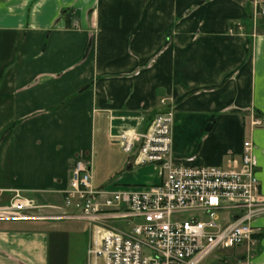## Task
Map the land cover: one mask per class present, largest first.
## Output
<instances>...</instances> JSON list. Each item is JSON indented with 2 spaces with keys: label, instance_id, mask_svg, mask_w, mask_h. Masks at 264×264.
<instances>
[{
  "label": "crops",
  "instance_id": "0c3cea01",
  "mask_svg": "<svg viewBox=\"0 0 264 264\" xmlns=\"http://www.w3.org/2000/svg\"><path fill=\"white\" fill-rule=\"evenodd\" d=\"M258 8L264 0H0V113L11 127L0 192L61 210L0 222V264H89L91 227L64 217L72 171L85 162L97 189H140L108 149L124 121L164 111L162 101L175 112V164L226 167L250 141L264 194V34L228 30ZM253 226L235 264H264V217Z\"/></svg>",
  "mask_w": 264,
  "mask_h": 264
},
{
  "label": "built area",
  "instance_id": "2783aa9c",
  "mask_svg": "<svg viewBox=\"0 0 264 264\" xmlns=\"http://www.w3.org/2000/svg\"><path fill=\"white\" fill-rule=\"evenodd\" d=\"M173 123L174 115L162 112L146 131L124 130L112 137L135 166L153 167L157 185L97 189L90 164L74 167L65 209L74 211L68 219L92 229L89 264H203L219 251L252 245L253 224L264 217L252 142H244L240 158L226 167L177 165ZM251 126L263 122L253 119ZM12 193L11 202L0 208V220L28 221L42 207L19 191Z\"/></svg>",
  "mask_w": 264,
  "mask_h": 264
},
{
  "label": "rangeland",
  "instance_id": "374dc122",
  "mask_svg": "<svg viewBox=\"0 0 264 264\" xmlns=\"http://www.w3.org/2000/svg\"><path fill=\"white\" fill-rule=\"evenodd\" d=\"M262 11H264V9L261 10L258 8L256 14L250 18L249 22H243V21L230 22L228 30L229 29L234 30L233 35H236V34L237 35L239 34L248 35L250 33L252 36H254L256 34L257 35L264 34V15L261 14ZM238 28H241V30H239ZM172 33L173 32H171V34ZM162 106L164 105L162 104ZM164 107H165L164 111L155 112L149 115L142 114L135 120L132 119L131 121L129 120L124 121L123 124L126 125L125 129L126 130L136 129L139 132H143V130L145 129V126H147V122H151L156 115L162 112L172 113L173 115L175 114L170 100H166ZM1 115L2 114L0 113V161H1V153L4 149V145L7 143V141L10 139V136H11V127L9 126L10 120L5 116L1 117ZM253 119L259 120V118L256 116H250L248 120L249 124L252 123ZM119 149H120L119 145L110 146L108 149L109 150L108 156L111 162L113 163V166L115 167H117V165H119L120 163H123L121 170L117 174L118 175L123 174L126 177V180H125L126 184L130 185V187L136 186L135 188H138V187L142 188V187H147L148 185L152 184L155 180H157L153 167L151 166H148V167L132 166L133 162L127 159V157L123 156V154H121L122 151H120L121 149L120 150ZM129 165L132 166V171L130 172V174H127L125 172L126 171L125 167ZM124 189H129V188L125 187ZM12 197L10 198L8 195H4L2 192H0V208L4 207L5 205H8L11 202ZM39 206L41 207V205ZM48 207H51V206H42L40 209L31 213V216H32L31 220H39V219L54 220V219H58L61 217V216L47 214L48 211H61V210H55V209L48 208ZM69 216L70 215H66L64 217L68 218ZM2 221L4 220H0V222ZM232 251L233 250L219 251L218 253H215L212 257L208 258L203 264H235L231 260L237 257H233L231 253Z\"/></svg>",
  "mask_w": 264,
  "mask_h": 264
}]
</instances>
